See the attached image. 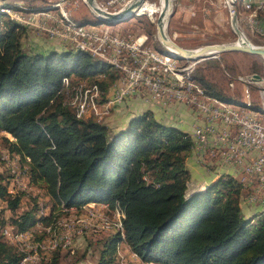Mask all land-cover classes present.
Instances as JSON below:
<instances>
[{"label": "trees", "instance_id": "obj_1", "mask_svg": "<svg viewBox=\"0 0 264 264\" xmlns=\"http://www.w3.org/2000/svg\"><path fill=\"white\" fill-rule=\"evenodd\" d=\"M10 1L19 0H1L3 7L24 13L49 10L22 8ZM2 21L0 133L14 138H4L9 153L20 156L22 164L30 159L32 183L54 203L50 216L40 218L35 204L14 218L11 223L18 232H27L39 222L51 225L63 214V206L106 202L124 212V232H111L102 240L98 264H112L122 243L149 264H264V216L256 215V223L246 217L236 179L215 178L207 190L190 192L187 159L193 154V138L188 133L159 122L151 111L133 117L119 131L78 118L66 100L64 79L70 78L72 85V77L97 84L105 103L117 73L89 54L69 48L29 53L22 43L27 29L0 12ZM236 55L252 57L227 53L208 59L197 66L194 79L211 97L240 104L208 76L215 68L227 81L236 78L237 65L230 61ZM257 67L255 63L251 72ZM101 74L108 77L99 82ZM22 195L13 196L7 185L0 184V199L14 214ZM6 224L0 212V228ZM61 251L54 252L51 264L59 263ZM23 258L0 236V264H21Z\"/></svg>", "mask_w": 264, "mask_h": 264}, {"label": "built area", "instance_id": "obj_2", "mask_svg": "<svg viewBox=\"0 0 264 264\" xmlns=\"http://www.w3.org/2000/svg\"><path fill=\"white\" fill-rule=\"evenodd\" d=\"M132 0H97L99 6L108 12H119ZM81 0H59L54 5L67 8V4L79 6ZM150 4L147 0L142 5ZM249 5L257 9L264 6V0H249ZM227 6L235 15L234 0H228ZM70 15V11L66 10ZM236 16V15H235ZM71 17V16H70ZM39 35H46L58 46L69 49H90L95 58L116 60L119 72L118 92L110 107L92 105L94 115H108L115 106L126 104L133 98H139L146 104H157L163 109L184 106L195 117L194 142L198 144L195 160L207 174L215 176L229 173V178H240L244 182L245 205L264 211V123L230 110H218L203 102L201 92L179 76L171 75V65L156 60L149 53V43L141 35H122L111 30L106 31H66L55 18H19ZM247 29L256 28L264 33L262 23L244 24ZM3 26V23H1ZM198 64L181 66L196 70ZM241 79V78H240ZM245 81L244 79H241ZM247 82V81H245ZM260 86V96L264 107V87L262 82H249ZM65 87V84H64ZM243 100L252 102L249 85L243 88ZM79 112V110H75ZM11 160L10 156H2ZM17 185L26 192L24 177L11 172ZM206 187V186H204ZM204 187L197 188L202 189ZM75 210H63L69 213ZM114 213V211H112ZM92 216V213H91ZM120 229V227H114ZM121 231V229H120ZM51 228H49V234ZM91 232L88 227H66L59 248H67L76 235ZM5 235L15 237L18 232L4 230ZM32 260L27 255L24 263Z\"/></svg>", "mask_w": 264, "mask_h": 264}, {"label": "rangeland", "instance_id": "obj_3", "mask_svg": "<svg viewBox=\"0 0 264 264\" xmlns=\"http://www.w3.org/2000/svg\"><path fill=\"white\" fill-rule=\"evenodd\" d=\"M59 0H19L12 2L10 1L9 4H16L20 5L22 8H31V9H50L55 4L58 3ZM72 1V0H70ZM150 5H152V9L149 15H142L140 17H135L134 19L127 21L126 23H121L114 27H107L98 25V28H106L114 33H119L122 35H141L149 45H151L154 49L158 50L159 52H163L164 48L160 44L158 37H157V29L156 23L161 13V0H147ZM172 1V11L171 17L168 21V35L172 38L175 42H177L180 46L187 48V49H200L208 45H218V44H230L236 43L239 39L238 35L235 33L232 27V14L227 6L228 0H171ZM241 1L237 0L234 3L235 12L238 14L239 23L238 26L240 30L245 34L247 41L250 42L254 46L264 47V36L259 33H253L251 30L247 29L245 25L240 21L241 16H244L245 8L242 6ZM1 2V1H0ZM2 3V2H1ZM246 4V0L243 2ZM66 10L70 11V16L73 21L86 23L87 25L97 26V20L92 18V13L90 9L84 2H81L79 6L74 7L72 4L66 5ZM58 10V9H57ZM54 10L55 14H60L59 11ZM145 10H150V8L139 9L138 12L143 14ZM43 12H35L34 14H38L37 18H41L44 15ZM50 14V13H49ZM47 14V15H49ZM94 24V25H93ZM23 26V25H22ZM27 29V28H26ZM22 43L24 49L27 52L35 53H42V54H49L51 52H62L64 49L63 46H58L54 42L50 41V38L46 35H39L38 33L27 30L26 34L22 39ZM220 56V55H219ZM230 61H233L235 69L237 71L236 78H230L228 81L225 80L223 76V71L219 69H210L208 72L209 78L221 85V91L229 98L236 102H240V104H233L236 106H242L244 104L243 98V88L249 85L252 94V105L254 106L255 110L262 113V99L260 96V86L250 84L252 82L251 79L254 76H259L263 80V87H264V59L257 58V57H247L245 55H236L231 57ZM182 62V61H181ZM187 62V61H184ZM183 62V63H184ZM104 63V62H103ZM193 63V62H192ZM202 63V62H201ZM257 64V70L251 72V68H253L254 64ZM106 64V63H104ZM200 64V63H199ZM198 64V65H199ZM108 65V64H106ZM197 65V66H198ZM109 66V65H108ZM197 68V67H196ZM111 73H117L114 69L111 68ZM103 76V77H101ZM108 76L105 74H101L98 76L99 82L104 81L107 79ZM73 78V86L78 84L80 85H90L87 80L81 81L77 77ZM118 78V73H117ZM245 81H242L241 79ZM117 80V79H116ZM115 80V81H116ZM72 81V80H71ZM115 83V82H114ZM113 83V84H114ZM112 84V86H113ZM111 86V88H112ZM111 88L107 97L110 96ZM66 94V93H64ZM101 102L104 100V93L101 91ZM66 96V100L68 101V95ZM125 105V104H124ZM116 106L113 108L115 110ZM113 111L108 115L102 117H96L93 113H89L86 118L84 119H91L95 122L101 123L106 126H111L110 129L114 131H119L125 129L128 125L130 120L137 116L142 115L145 111L138 112V114H134L131 112L128 116H124V126L123 128H112V121L110 118L113 117ZM149 112V110H146ZM262 115V114H260ZM108 127V128H109ZM175 127V126H173ZM179 130L184 131L178 127H175ZM190 130V129H189ZM189 134V133H188ZM190 135V134H189ZM4 138L9 139L10 141H14V138L6 133H0V184L7 185L8 191L13 190L14 194L17 193L23 194L22 196V203L17 211L16 214L12 213L8 209V205L6 202L0 199V212L3 213V216L7 220V224L4 227L0 228V236L3 237V231L13 230L14 232L20 231L16 226H14L11 222L14 218L22 216L25 212L29 211L35 204L39 206V212L41 209L44 210L46 216H50L54 203L50 200V198L46 195L44 189L40 186L34 185L32 182V186L28 185V191L24 192L21 189H16L15 184L12 185V178H11V170L9 169V165L4 162L1 158L2 156H12L8 151V146L4 141ZM194 157L196 156L194 153L192 154ZM188 168V167H187ZM223 177V176H221ZM2 178H7L5 180H1ZM220 178V177H213ZM216 182V181H215ZM196 182L189 183L190 185V192H193L198 186L199 188L204 187L206 184H198ZM211 185L208 184L206 187L198 190H207V187ZM20 188V187H19ZM36 201V202H35ZM104 205H109V203L103 202ZM243 209H245L246 217L247 218H254L252 219V223H256L257 218L256 215L259 214L256 209H252L245 205L242 199L241 203ZM99 210V209H97ZM108 210V209H106ZM103 211V210H102ZM110 211L112 212L113 210ZM38 212V214H39ZM58 214L57 212L55 213ZM71 216L68 213H63L58 215L57 218L53 221V223L64 222L69 220ZM256 217V218H255ZM40 223V222H39ZM52 223V224H53ZM36 224L32 229L28 230L31 233H40L45 232L50 228L49 225L44 223ZM110 232L100 233V234H85V235H76L72 238L71 244L69 247L62 249L61 257L58 264H98L101 257V250L104 245V239L108 238ZM35 238H30L25 240L26 246L24 247L25 252L30 254L29 256H36L37 261L29 260L25 264H51L53 254L48 250H42V248L46 249L49 246V237L47 236L44 238V233H40ZM6 239V238H5ZM7 240V239H6ZM103 240V241H102ZM42 247V248H41ZM22 264V263H21ZM112 264H149L142 261L138 256L136 257L135 254L129 249V247L124 243H122L119 247V251L114 258ZM156 264V263H151Z\"/></svg>", "mask_w": 264, "mask_h": 264}, {"label": "bare ground", "instance_id": "obj_4", "mask_svg": "<svg viewBox=\"0 0 264 264\" xmlns=\"http://www.w3.org/2000/svg\"><path fill=\"white\" fill-rule=\"evenodd\" d=\"M85 0H81V2H84ZM237 0H234V3ZM241 1L242 6L245 8L244 16H241L240 21L243 24H252L254 22L257 23H262L264 26V6H258L257 9L252 8L249 5V0H246V4ZM145 8H150V10H145L143 14H140L138 12L139 9H145ZM161 13L165 10V0H161ZM58 9V10H57ZM152 9V5L150 4H145L141 5L138 8H135L130 14H138V15H149L150 11ZM54 10L59 11L60 14H55L56 12ZM171 6L166 14V18L164 23L166 24L168 22V18L171 14ZM0 12L4 14L8 19L15 21L19 23L20 25H23L24 28H27V25L21 21L19 18H37L38 14L34 13H24L22 11H17L9 8H4L2 3L0 2ZM44 15L41 16V18H55V20L60 24V26L63 29H66V31H106L109 29L106 28H98V26H90V25H80L76 21H73L66 9L62 6L59 5H53L47 12H43ZM50 13V14H49ZM160 13V14H161ZM49 14V15H47ZM234 14H232L233 16ZM235 15L237 16V20L239 23L238 19V14L235 12ZM160 16V15H159ZM0 22V26H1ZM105 26V25H102ZM253 33H257L256 28H249ZM262 36H264V33H259ZM75 52H84L92 56V58L99 60L101 62H104L108 64L112 69H114L118 73V78L113 84L110 92V96L106 97L107 102L102 103L103 107H110L113 101V97L117 94L118 92V82H119V72H118V66L116 63V60H113L111 58H95V53L93 50L90 49H72ZM149 53L158 61L165 62L169 65H171V75L174 76H179L181 80H185L191 85L195 87V92H201V99L203 102H206L210 104L211 106L215 107L218 110H230L233 113H238L242 114L244 116H248L251 119L260 121L264 123V107H262V113L259 111L255 110L254 106L252 105V102L244 100V104L242 106H236L232 105L231 103L222 101L220 99L211 97L208 95L205 91V89L196 82L194 79V71L193 69L190 68H181V66H188V65H193L192 62H184V61H179L169 55L163 54L159 52L158 50L154 49L151 45H149ZM184 62V63H183ZM103 77V76H101ZM99 81V80H98ZM65 84V87H63L65 95H68V102L70 105L75 109L79 110V112H76L77 117L80 119L86 118L88 115H90L92 111V107H90V103L92 105H99L100 103V98L102 96L100 87L95 84V85H78V86H73L71 79L70 78H65L63 81V86ZM91 112V113H90ZM90 113V114H89ZM262 114V115H260ZM96 117H102L103 115H95ZM190 136L193 138V153L197 155L198 152V144L194 142V129L192 130V133H190ZM10 159L7 158H1L4 162H6L9 165V169L11 172H15L16 174H21V176L24 177V184H25V190L28 191L29 187L28 185L32 186V181H31V174H30V159L26 160L25 164H22V160L20 156H10ZM216 177H221V176H226L229 178V173H219L215 175ZM11 180H12V185L15 184L16 189H21L22 186L17 185L15 182V178L11 175ZM236 181L239 183L242 189V199L243 202L245 203V188H244V182L240 178H234ZM20 187V188H19ZM9 193H11L13 196H17L14 194L13 190H10ZM111 206L109 205H104L102 203H89L81 208L73 207V208H65L63 206V210H75L71 211L68 214L71 216L67 221L64 222H58V223H53L50 228L51 232L49 234V229L46 230L45 232H40L44 233V238L47 236L49 237V247L42 250H48L49 252H56L59 247H55V245H60L62 242V236L65 233V226L66 227H78L83 226V227H88V229L91 232H85L82 235L85 234H100V233H106V232H116V233H122L124 232V227H123V220L125 219V214L124 212L117 207L116 209H112L114 211H110ZM99 209V210H97ZM108 209V210H106ZM103 210V211H102ZM259 214L264 216V211H257ZM65 213V212H63ZM92 213V216H91ZM66 214V213H65ZM40 218L41 217H46L44 210L41 209L38 215ZM41 223V222H40ZM38 223L39 225H41ZM114 227H120V229H115ZM40 233H31L29 231L27 232H18V235L13 237L12 235H5V239L10 245L15 246L22 254H24V258L22 260V264L24 263L25 259L27 258L28 254L25 252L24 247L26 246L25 240L30 238H36ZM64 249V248H61ZM136 256V255H135ZM137 257V256H136ZM32 260L37 261L36 256L32 255ZM151 264V263H150Z\"/></svg>", "mask_w": 264, "mask_h": 264}, {"label": "water", "instance_id": "obj_5", "mask_svg": "<svg viewBox=\"0 0 264 264\" xmlns=\"http://www.w3.org/2000/svg\"><path fill=\"white\" fill-rule=\"evenodd\" d=\"M1 1V0H0ZM145 0H132L124 9L119 12H108L102 9L97 0H85V4L90 9V12L97 20L96 25H105L107 27L117 26L121 23H126L134 19L135 17H140L142 15L130 14L135 8L140 7ZM172 8V1L165 0V10L160 14L157 23V37L160 44L163 46V54L169 55L179 61H187L199 64L208 59H216L219 55L227 53H242L247 54L252 57H257L264 59V47H258L252 45L247 41L245 34L240 30L238 26L237 16H232V27L235 33L238 35L239 39L236 43L230 44H218V45H208L200 49H187L180 46L168 35V22L165 24L166 14L169 8ZM172 11V10H171ZM171 17V14L169 18ZM168 18V21H169ZM252 82H262L259 76H254L251 79Z\"/></svg>", "mask_w": 264, "mask_h": 264}, {"label": "crops", "instance_id": "obj_6", "mask_svg": "<svg viewBox=\"0 0 264 264\" xmlns=\"http://www.w3.org/2000/svg\"><path fill=\"white\" fill-rule=\"evenodd\" d=\"M146 110L153 112L155 118L159 122L167 126H175L183 129V132L185 133H192L195 117L193 116L191 110L184 106L163 109L157 104H146L139 98H133L125 105L116 106L113 111V117L110 118V121L113 123L112 128H116L117 130L118 128H123L125 123L124 120H126L124 119L125 115L128 116L131 112L138 114V112H146ZM187 167L191 173V180L193 183L196 182V185L206 184L205 186H207L208 184L214 182L215 179L213 176L207 174L200 166L197 165L195 157L192 154L187 159Z\"/></svg>", "mask_w": 264, "mask_h": 264}]
</instances>
